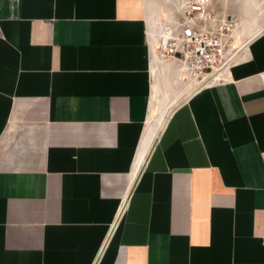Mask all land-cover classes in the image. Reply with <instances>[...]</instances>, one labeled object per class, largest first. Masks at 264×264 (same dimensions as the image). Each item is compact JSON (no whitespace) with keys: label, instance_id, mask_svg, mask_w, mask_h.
Masks as SVG:
<instances>
[{"label":"crops","instance_id":"obj_1","mask_svg":"<svg viewBox=\"0 0 264 264\" xmlns=\"http://www.w3.org/2000/svg\"><path fill=\"white\" fill-rule=\"evenodd\" d=\"M168 2L0 0V264H264V0H212L245 42L204 86Z\"/></svg>","mask_w":264,"mask_h":264},{"label":"built area","instance_id":"obj_2","mask_svg":"<svg viewBox=\"0 0 264 264\" xmlns=\"http://www.w3.org/2000/svg\"><path fill=\"white\" fill-rule=\"evenodd\" d=\"M175 6L157 25L154 55L176 62L185 80L201 86L227 80L245 42L236 33L238 20L215 10L212 0H179Z\"/></svg>","mask_w":264,"mask_h":264},{"label":"bare ground","instance_id":"obj_3","mask_svg":"<svg viewBox=\"0 0 264 264\" xmlns=\"http://www.w3.org/2000/svg\"><path fill=\"white\" fill-rule=\"evenodd\" d=\"M238 35V34H237ZM159 61V60H158ZM164 61H170V60H164ZM164 61H161V62H164ZM170 62H174V61H170ZM171 68V67H170ZM178 68L180 69V77L184 80H185V73L182 72L181 70V67L180 65H178ZM173 73V71L171 72V74ZM169 74V73H168ZM177 76V75H176ZM171 79V77H170ZM187 84L191 83L190 81H186ZM196 83V82H195ZM168 93V92H167ZM172 99L170 98V96L166 95V98L165 100H163L160 104H159V107H158V111L159 113L157 114L156 111H157V107L156 109L151 106V111L153 113V115L155 116V113L157 114L155 116V118L151 119V121L149 122L146 130H145V133L143 135V138H142V141H141V144H140V147H139V155L140 153L145 149V147L148 145V142L150 141V139L153 137L154 134H156L164 123L165 121V115H163V112L165 110V108L171 103ZM148 153V152H147ZM147 156V155H146ZM140 163V162H139ZM137 171V163L134 165L133 167V172Z\"/></svg>","mask_w":264,"mask_h":264},{"label":"rangeland","instance_id":"obj_4","mask_svg":"<svg viewBox=\"0 0 264 264\" xmlns=\"http://www.w3.org/2000/svg\"><path fill=\"white\" fill-rule=\"evenodd\" d=\"M177 1H179V0H171V2H168V6L166 7V12L164 11V9H163V11L165 12V14H167V15H169L170 13H175V9H176V4H177ZM165 16V15H164ZM163 16V17H164ZM176 100H174V99H172V101H171V103L165 108V110H164V112H163V115H166V113H167V110L173 105V103L175 102ZM153 119L155 118V116L153 115V117H152Z\"/></svg>","mask_w":264,"mask_h":264}]
</instances>
